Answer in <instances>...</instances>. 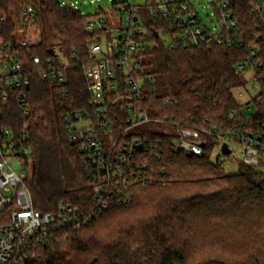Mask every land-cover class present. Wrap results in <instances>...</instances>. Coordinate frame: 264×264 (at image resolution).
<instances>
[{
    "label": "trees",
    "instance_id": "obj_1",
    "mask_svg": "<svg viewBox=\"0 0 264 264\" xmlns=\"http://www.w3.org/2000/svg\"><path fill=\"white\" fill-rule=\"evenodd\" d=\"M234 2L247 39L243 49L180 45L170 50L165 39L171 29L160 21L149 25L157 92L148 101L160 117L193 118L205 127L233 123L230 112L240 109L236 92L243 85L236 74L239 63L264 43L258 40L250 0ZM29 8L33 15L23 18ZM23 20L40 33L41 44L21 51L29 87L7 90L0 127L27 133L26 184L36 210L56 212L62 204L90 208L92 186L61 125L64 114L89 111L85 68L68 70L69 84L60 87L41 76L33 59L54 61L58 50L70 64L85 60L95 35L83 30L79 12L61 8L57 0H0V47L21 38ZM21 95L27 116L17 102ZM169 98L174 103L164 105ZM213 146L202 158L186 157L172 153L166 141L148 158L153 182L135 185L131 204L111 205L81 231H57L27 264H264V171L242 165L240 174L228 176L212 164ZM3 220L0 216V225Z\"/></svg>",
    "mask_w": 264,
    "mask_h": 264
},
{
    "label": "built area",
    "instance_id": "obj_2",
    "mask_svg": "<svg viewBox=\"0 0 264 264\" xmlns=\"http://www.w3.org/2000/svg\"><path fill=\"white\" fill-rule=\"evenodd\" d=\"M109 3L108 10L100 9L93 17L81 15L83 30L95 35L85 60L76 58L70 64L58 50L54 61L43 64L40 57L33 59L40 66L41 76L60 87L69 84L68 70L85 68L91 95L89 111L66 113L61 125L76 148L95 202L87 209L62 204L56 212L36 210L26 184L27 133L23 130L15 134L0 127V216L4 217L0 225V264H27L36 258L38 247L54 241L57 231H81L111 205L131 204L134 186L153 182L148 158L157 155L166 141L172 153L199 158L214 144L213 150L220 149L231 162L237 161V147L243 166L264 171V43L252 48L239 63L236 74L247 79L236 92L240 109L230 112L233 123L205 127L193 118L160 117L154 103L148 101L157 92L151 62L155 45L148 40L149 25L160 21L171 29L167 38L170 50L180 45L243 49L247 39L241 8L234 0H213L217 20L213 29L203 24L192 0ZM60 7L77 11L69 4ZM249 9L259 22L258 40L264 41V0H250ZM33 12L32 8L25 9L22 17L29 18ZM30 25L23 20L22 28H18L21 38L0 47V120L2 103L9 97L7 90L29 87L28 63L20 60L21 51L41 44L40 33ZM17 102L23 115H29L26 97L21 95ZM173 103L170 98L164 101L166 106Z\"/></svg>",
    "mask_w": 264,
    "mask_h": 264
},
{
    "label": "rangeland",
    "instance_id": "obj_3",
    "mask_svg": "<svg viewBox=\"0 0 264 264\" xmlns=\"http://www.w3.org/2000/svg\"><path fill=\"white\" fill-rule=\"evenodd\" d=\"M59 4H69L77 10L83 17L90 18L97 14L100 9L108 10L110 7L109 0H57ZM135 5H141L145 0H131ZM213 0H192L194 8L199 14L203 24L213 29L216 25V16L212 7ZM167 43L170 41L165 39ZM247 77L244 76L243 80ZM249 90L251 85L248 86ZM251 92V91H250ZM236 152V162L229 161L228 158L222 156L220 149H214L211 155V162L214 165H220L224 173L228 176L238 175L242 171V155L237 147H234ZM31 173V167L28 170Z\"/></svg>",
    "mask_w": 264,
    "mask_h": 264
},
{
    "label": "water",
    "instance_id": "obj_4",
    "mask_svg": "<svg viewBox=\"0 0 264 264\" xmlns=\"http://www.w3.org/2000/svg\"><path fill=\"white\" fill-rule=\"evenodd\" d=\"M155 37L158 38L159 37V34L158 33H154ZM225 154H229L228 150H225L224 151Z\"/></svg>",
    "mask_w": 264,
    "mask_h": 264
}]
</instances>
